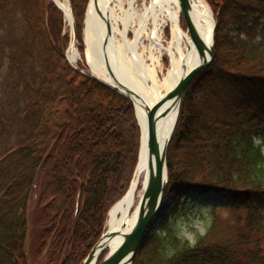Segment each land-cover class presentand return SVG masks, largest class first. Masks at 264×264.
Returning <instances> with one entry per match:
<instances>
[{
    "label": "trees",
    "instance_id": "1",
    "mask_svg": "<svg viewBox=\"0 0 264 264\" xmlns=\"http://www.w3.org/2000/svg\"><path fill=\"white\" fill-rule=\"evenodd\" d=\"M87 1L69 0L80 54ZM204 1L213 59L167 144L169 214L132 264H264V0ZM63 19L52 0H0V264H79L136 165L132 103L68 65ZM191 193L222 199L192 243L172 221ZM32 201L42 228L29 259Z\"/></svg>",
    "mask_w": 264,
    "mask_h": 264
},
{
    "label": "bare ground",
    "instance_id": "2",
    "mask_svg": "<svg viewBox=\"0 0 264 264\" xmlns=\"http://www.w3.org/2000/svg\"><path fill=\"white\" fill-rule=\"evenodd\" d=\"M54 1L63 10L66 22L70 23L66 1ZM187 1L193 24L207 49L211 44L213 23L210 11L203 0ZM134 2L89 0L84 17V57L92 76L138 96L130 95L138 123L139 158L137 154L135 171L126 193L106 215V235L100 241L95 258L100 252L112 251L119 244L121 233L127 231L137 218L146 181V109L157 103L180 77L206 57V50L199 54L189 33L181 28L178 0H142L140 8H136ZM166 28L167 39L164 37ZM144 39L148 42L146 46L143 45ZM162 52L168 57L169 67L159 79L155 68ZM77 58V51L70 45L67 59L72 63ZM175 117V110L167 112L165 105L157 112L155 133L164 142L172 132Z\"/></svg>",
    "mask_w": 264,
    "mask_h": 264
},
{
    "label": "water",
    "instance_id": "3",
    "mask_svg": "<svg viewBox=\"0 0 264 264\" xmlns=\"http://www.w3.org/2000/svg\"><path fill=\"white\" fill-rule=\"evenodd\" d=\"M52 2L58 8V10L63 12V10L56 5L54 0H52ZM204 3L207 5L213 20L212 32H211V44L207 49H205V46L202 40L200 39V36L198 35L196 28L193 24L189 2L187 0H178V6L181 13V17L185 24V29L189 33L192 42L195 45L199 54H202L203 51L206 50V57L203 58L202 61L197 66L193 67L189 72H187L185 75L180 77L176 82V84L170 90L165 92L157 103L153 104L151 107L146 109V119H147V128H148L147 143L145 148L146 181L142 195L139 200L138 215L133 225L127 231L121 233V240L119 244L112 251L105 253L103 258L97 264H132L136 250L138 249L141 242L145 238V234H147L151 223L153 222V220L156 218V216L160 211L163 202L164 191L166 188L165 155H166V148L170 136L165 142L162 140V138L160 137L158 138V136H156L155 127H154L155 119L159 109L161 107H164L165 105V109H167V112H169L172 109L175 110L176 113V117L174 121V125H175L176 118L178 115L180 100L186 87L188 86L190 81L194 78V76L198 74L201 70L206 68L213 59V50H214L213 40H214L216 23L210 7L205 1ZM72 20L73 19L71 16V21L70 23H68V25L70 26V30L72 33L71 45L73 46V43L76 42L77 40V34ZM69 65L77 72L102 82L98 78L92 76L90 71H89L90 74H86L83 73L81 70H79L77 67L71 65L70 63ZM102 83L107 85L109 88H111L118 94L127 97L131 101L134 110V116L136 119L133 101L132 98L130 97V95L131 96L133 95L134 97L138 98L136 93L126 89H119L118 87L109 85L105 82ZM136 123H137V119H136ZM139 153L140 151L138 152V158H139ZM105 235H106V231L103 234H101L98 241L94 244V246L91 248L89 253L79 264H91L92 261L94 260H95L94 264L96 263L101 252L96 258H95V254L98 247L100 246L101 239Z\"/></svg>",
    "mask_w": 264,
    "mask_h": 264
},
{
    "label": "rangeland",
    "instance_id": "4",
    "mask_svg": "<svg viewBox=\"0 0 264 264\" xmlns=\"http://www.w3.org/2000/svg\"><path fill=\"white\" fill-rule=\"evenodd\" d=\"M62 1H66L67 5L70 9V12H71L69 0H62ZM88 2H89V0L87 1V4L85 6L84 17H85V12H86ZM141 2H142V0H135L134 6H136V8H140ZM71 16H72V13H71ZM72 19H73L72 22L75 26L73 16H72ZM182 21H183V19L181 17L180 25H181V28L183 30H185L184 21L183 22ZM83 24H84V18H83L82 27H81V39H82L83 51H82V54L79 53L77 40H76V42L73 43V48L77 51L78 58L75 60V62L70 63L69 60L67 59V52H68L70 45H71V42H72V33L70 30V26L68 25L66 20L63 19L62 34H64L68 38V45H67V48L65 49V59L71 65H73V66L77 67L79 70H81L83 73L90 74V72H89L90 70L86 65L85 57H84L85 44H84L83 36H82ZM75 30H76V28H75ZM168 34H169L168 29L167 28L164 29L165 39L168 38ZM147 44H148L147 40L144 39L143 45L146 46ZM158 58H159V61H158V64H156L155 69H156L158 78L161 79L163 74L167 71V69L169 67V60H168L167 55L164 52H162L161 55H158ZM69 63H68V65H69ZM147 63L150 64L149 61H147ZM5 113L7 115L10 114L9 111H6ZM256 143H258V142H256ZM261 150L264 154V144L261 146ZM171 199H172V197L169 196L162 203V207L160 208L158 215L154 219V221L150 227V232L148 234H152L156 230V228L159 226V224L162 222L163 218L168 216L169 210L172 206ZM213 199L214 198L212 195L205 197V198H203L202 196H201V198H197L195 193H191L189 198H187L185 201L182 200V206L177 211L175 216L172 218L173 219L172 221H173L174 225L176 226L179 234L183 238L187 239L189 242L192 243L194 240V237L196 235L203 234L206 227L208 226L211 215H212V211H213V208L209 205L210 204L209 201H211ZM217 200H221V199H217ZM33 201H35V199H33ZM33 201L30 204L29 232H28V236H27V240H26L27 252H28L29 259L32 257L31 249L33 247V244L36 241L37 235L40 233V230L42 228L41 227L42 224L40 222L38 223V221L40 219L39 209L36 208L35 202L33 203ZM216 211H218V210H215L214 212H216ZM221 214L223 215L222 217L227 216L226 212H221ZM105 229H106V227L104 224V231L102 232V234L105 232Z\"/></svg>",
    "mask_w": 264,
    "mask_h": 264
}]
</instances>
